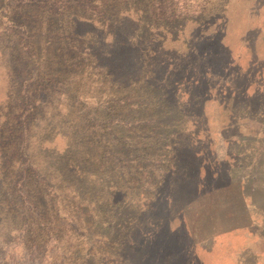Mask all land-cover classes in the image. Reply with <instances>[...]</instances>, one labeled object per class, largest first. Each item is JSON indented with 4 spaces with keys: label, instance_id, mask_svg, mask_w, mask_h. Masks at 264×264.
<instances>
[{
    "label": "rangeland",
    "instance_id": "374dc122",
    "mask_svg": "<svg viewBox=\"0 0 264 264\" xmlns=\"http://www.w3.org/2000/svg\"><path fill=\"white\" fill-rule=\"evenodd\" d=\"M183 3L178 19L150 26L168 46L156 58L168 60L162 76L167 104L158 109L157 98H142L140 82L122 85L120 76L106 78L105 92L86 101L103 110L104 141L113 132L122 140L115 150L128 155L117 158L85 196L106 195L134 213L115 209L99 220L91 199L87 226L74 208L75 219L64 221L46 252L44 245H16L18 233L1 251L0 264H264V34L242 36L250 27L264 31V3L259 17L251 0ZM148 10L155 14L154 7ZM5 11L0 8L1 29L9 25ZM224 31L226 39L212 40ZM94 83L85 80L82 89L94 90ZM109 83L121 86L120 96L106 95ZM126 218L141 229L131 242L121 241Z\"/></svg>",
    "mask_w": 264,
    "mask_h": 264
},
{
    "label": "trees",
    "instance_id": "16d2710c",
    "mask_svg": "<svg viewBox=\"0 0 264 264\" xmlns=\"http://www.w3.org/2000/svg\"><path fill=\"white\" fill-rule=\"evenodd\" d=\"M182 1L0 0L1 12L6 10L9 22L0 28L4 80L0 87V261H4L1 251L9 247V238L18 233L16 245H44L46 252L48 244L58 239L64 221L74 218V208L83 214L85 226L89 224L87 212L99 220L115 209L124 216L134 213L129 207H115L106 195L85 196L113 169L117 158L128 155L115 150L122 140L113 132L104 141L103 110L86 101L88 96L96 98L105 92L101 82L106 78L112 82L120 76L121 84L140 82L142 98H157L158 109L167 104L163 91L167 77L162 76L169 71L168 60L160 63L156 58L168 46L158 35L160 31L150 26L158 20L178 19L186 9ZM251 2L259 8L254 17H259L264 0ZM148 6L154 7L155 14ZM164 6L167 10H161ZM130 24L139 29L134 31ZM261 30L250 27L242 36L264 34ZM165 34L175 32L166 30ZM227 36L224 31L212 40ZM35 37L44 42H36ZM138 69L141 75L135 77ZM157 77L161 82L154 84ZM85 80L95 82V89L83 90ZM111 85L106 95L120 96L121 86ZM111 113L105 114L109 117ZM91 199L95 200L90 203L92 213L88 210ZM122 221L121 241L131 242L141 229L131 218ZM24 231L32 237L25 239Z\"/></svg>",
    "mask_w": 264,
    "mask_h": 264
}]
</instances>
